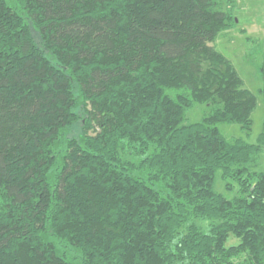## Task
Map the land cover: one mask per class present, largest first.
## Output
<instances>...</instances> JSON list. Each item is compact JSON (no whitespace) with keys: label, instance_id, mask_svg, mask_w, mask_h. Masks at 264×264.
Masks as SVG:
<instances>
[{"label":"trees","instance_id":"trees-1","mask_svg":"<svg viewBox=\"0 0 264 264\" xmlns=\"http://www.w3.org/2000/svg\"><path fill=\"white\" fill-rule=\"evenodd\" d=\"M235 6L0 0V264H71L65 246L83 264H264V122L256 142L218 127L250 134L258 103L215 45Z\"/></svg>","mask_w":264,"mask_h":264},{"label":"rangeland","instance_id":"rangeland-1","mask_svg":"<svg viewBox=\"0 0 264 264\" xmlns=\"http://www.w3.org/2000/svg\"><path fill=\"white\" fill-rule=\"evenodd\" d=\"M234 13L238 20L237 26L221 33L215 45L233 61L245 81V86L257 94L258 103L253 112V127L250 134L238 123L221 122L218 127L229 140L244 138L256 142L264 122V99L260 92L264 85L260 73V65L264 59V24H257L255 20L264 23V0H236ZM241 28H244L245 32H242ZM261 28L259 33L255 32ZM209 110L210 106L205 103L194 104L188 109L184 123L200 121ZM255 169L264 171V152ZM214 187L230 198L240 192L238 181L233 177H225L222 169L216 173ZM232 241L237 242L234 237L230 239V242ZM65 248L71 264H83L78 250L66 246Z\"/></svg>","mask_w":264,"mask_h":264},{"label":"crops","instance_id":"crops-1","mask_svg":"<svg viewBox=\"0 0 264 264\" xmlns=\"http://www.w3.org/2000/svg\"><path fill=\"white\" fill-rule=\"evenodd\" d=\"M255 22L257 23V24H264L263 22H260V21H258L257 19L255 20ZM262 30V28L260 29V30H256L255 32H257V33H259V31H261Z\"/></svg>","mask_w":264,"mask_h":264}]
</instances>
